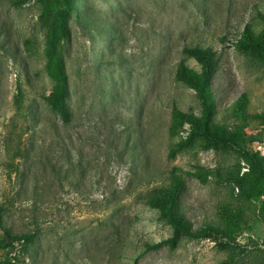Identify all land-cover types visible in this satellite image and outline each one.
Returning <instances> with one entry per match:
<instances>
[{
    "label": "rangeland",
    "instance_id": "obj_1",
    "mask_svg": "<svg viewBox=\"0 0 264 264\" xmlns=\"http://www.w3.org/2000/svg\"><path fill=\"white\" fill-rule=\"evenodd\" d=\"M56 0H0L2 228L33 234L17 264H264V61L237 48L245 25L264 31V0H75L59 35ZM217 53L213 122L228 144L169 132L172 109L202 114L175 78L185 46ZM62 59L72 120L46 105L49 55ZM241 106L242 110L239 109ZM171 149L175 154L170 155ZM178 188L194 228L223 242L171 236L149 204ZM0 228V238L3 236Z\"/></svg>",
    "mask_w": 264,
    "mask_h": 264
},
{
    "label": "trees",
    "instance_id": "obj_2",
    "mask_svg": "<svg viewBox=\"0 0 264 264\" xmlns=\"http://www.w3.org/2000/svg\"><path fill=\"white\" fill-rule=\"evenodd\" d=\"M26 0H20L24 3ZM58 4L59 35L64 39L69 37L70 31L67 24L70 12L75 8V0H56ZM237 48L249 53L258 61H264V31L260 36H255L250 25L246 24L237 42ZM183 53L193 58L200 66L199 70L189 67L185 61H180L176 67L175 78L193 89L202 104V114L197 116L191 111H183L178 107L172 109V123L169 132L172 135L184 132L186 135L178 147L188 146L195 138L203 137L209 144H228L233 139V133L226 126L213 122L215 100L212 92L213 78L217 68V53L211 47L185 46ZM47 69L53 78L54 84L49 95L44 97L48 108L56 114L61 122L68 126L72 116L67 105L69 96L68 76L63 68L62 59L49 55ZM239 109L242 110L241 106ZM175 154L171 149L170 155ZM150 206L157 210L171 227V236L154 244H147L149 249H159L164 246L175 248L183 237L191 240L213 238L223 242L220 229L211 224L194 228L191 222L178 209V188L163 186L155 189L149 198ZM3 207L0 203V228H2ZM33 234L11 235L3 229L0 238V252L6 251L8 255L15 254L18 246H24L33 241ZM0 264H17L15 257L0 258Z\"/></svg>",
    "mask_w": 264,
    "mask_h": 264
}]
</instances>
